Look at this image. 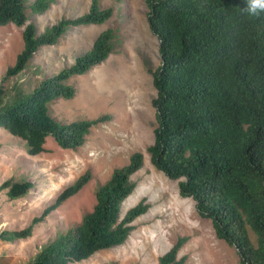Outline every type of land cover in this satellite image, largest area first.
<instances>
[{
    "label": "trees",
    "instance_id": "obj_1",
    "mask_svg": "<svg viewBox=\"0 0 264 264\" xmlns=\"http://www.w3.org/2000/svg\"><path fill=\"white\" fill-rule=\"evenodd\" d=\"M122 2L123 0H117ZM148 21L159 43V66L149 73L157 96V126L147 150L156 169L180 180L179 193L196 202L198 214L212 221L217 238L235 247L240 264H264V13L251 17L246 0H145ZM50 0H0V28L23 27L24 47L0 80V128L26 142L29 155L47 152L48 138L65 150H80L93 128L112 119H59L52 105L71 100V83L103 64L114 50L116 32L102 31L91 50L58 74L27 90L20 79L39 51L58 45L72 28L104 25L114 14L101 0L76 18H62L39 34L32 15L48 10ZM1 148V145H0ZM144 167V154L130 156L96 191V204L79 223L46 243L31 264H76L122 246L133 223L150 205L142 200L122 216L133 193V176ZM92 179L87 172L22 230L0 231V241L32 236L35 226L77 195ZM32 181H5L10 199L27 195ZM181 237L158 264H186Z\"/></svg>",
    "mask_w": 264,
    "mask_h": 264
},
{
    "label": "rangeland",
    "instance_id": "obj_2",
    "mask_svg": "<svg viewBox=\"0 0 264 264\" xmlns=\"http://www.w3.org/2000/svg\"><path fill=\"white\" fill-rule=\"evenodd\" d=\"M91 2L50 0L48 10L32 15L30 22L43 34L64 17L83 15ZM101 3L114 8L108 23L70 29L58 45L39 51L19 81L27 90L32 89L45 77L74 64L78 55L91 50L102 31L112 28L116 39L110 57L89 73L71 80L77 88L75 98L59 99L52 105V112L59 119L96 118L106 113L112 114V119L93 128L78 151L62 149L50 137L47 152L37 156L28 154L26 142L0 128V187L10 179L35 184L27 195L13 200L7 190L0 189V231L27 228L81 176L90 172L92 179L35 226L30 238L0 241V264H31L46 243L93 210L98 187L109 180L116 168L128 164L137 151L144 154V167L133 176L136 187L122 205V216L142 200L150 205L147 213L133 223L125 244L76 264H158L181 237L189 238L180 253L187 257L186 264H240L237 249L217 238L212 221L198 214L196 202L181 197L180 180H170L151 162L147 148L155 140L153 100L157 90L149 69L159 66V43L150 29L146 1ZM23 30L15 25L0 28V80L24 47Z\"/></svg>",
    "mask_w": 264,
    "mask_h": 264
},
{
    "label": "clouds",
    "instance_id": "obj_3",
    "mask_svg": "<svg viewBox=\"0 0 264 264\" xmlns=\"http://www.w3.org/2000/svg\"><path fill=\"white\" fill-rule=\"evenodd\" d=\"M243 11L251 17L259 16L264 13V0H246Z\"/></svg>",
    "mask_w": 264,
    "mask_h": 264
}]
</instances>
